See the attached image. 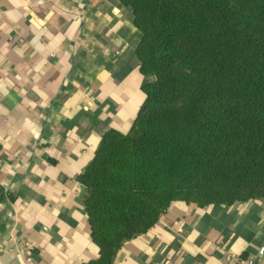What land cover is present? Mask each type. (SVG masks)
<instances>
[{
  "label": "crops",
  "instance_id": "1",
  "mask_svg": "<svg viewBox=\"0 0 264 264\" xmlns=\"http://www.w3.org/2000/svg\"><path fill=\"white\" fill-rule=\"evenodd\" d=\"M131 20L116 0H0V264L97 256L77 176L143 100ZM225 252L264 264V203H173L116 264H225Z\"/></svg>",
  "mask_w": 264,
  "mask_h": 264
},
{
  "label": "trees",
  "instance_id": "2",
  "mask_svg": "<svg viewBox=\"0 0 264 264\" xmlns=\"http://www.w3.org/2000/svg\"><path fill=\"white\" fill-rule=\"evenodd\" d=\"M143 100L77 176L97 256L116 264L173 203H264V0H116Z\"/></svg>",
  "mask_w": 264,
  "mask_h": 264
},
{
  "label": "built area",
  "instance_id": "3",
  "mask_svg": "<svg viewBox=\"0 0 264 264\" xmlns=\"http://www.w3.org/2000/svg\"><path fill=\"white\" fill-rule=\"evenodd\" d=\"M3 165V157L0 155V170ZM33 260V251L28 246L26 247L25 254H24V262L30 263ZM224 261L225 264H261L260 261L257 260L256 257L253 256H241L231 252L224 253Z\"/></svg>",
  "mask_w": 264,
  "mask_h": 264
}]
</instances>
